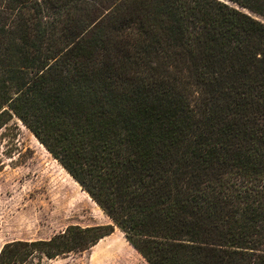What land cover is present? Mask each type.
<instances>
[{"label":"trees","instance_id":"trees-1","mask_svg":"<svg viewBox=\"0 0 264 264\" xmlns=\"http://www.w3.org/2000/svg\"><path fill=\"white\" fill-rule=\"evenodd\" d=\"M264 0H0L12 116L112 224L10 242L0 264L113 232L148 264H264Z\"/></svg>","mask_w":264,"mask_h":264},{"label":"rangeland","instance_id":"rangeland-1","mask_svg":"<svg viewBox=\"0 0 264 264\" xmlns=\"http://www.w3.org/2000/svg\"><path fill=\"white\" fill-rule=\"evenodd\" d=\"M264 22V19L254 16ZM88 193L20 120L0 127V249L10 242L47 241L70 226L110 225ZM24 264H148L113 232L85 251L47 259L34 253Z\"/></svg>","mask_w":264,"mask_h":264}]
</instances>
